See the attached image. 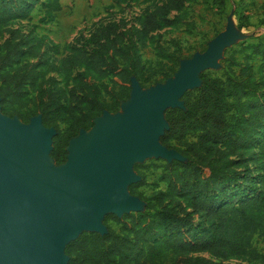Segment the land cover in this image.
<instances>
[{
  "label": "trees",
  "instance_id": "1",
  "mask_svg": "<svg viewBox=\"0 0 264 264\" xmlns=\"http://www.w3.org/2000/svg\"><path fill=\"white\" fill-rule=\"evenodd\" d=\"M187 1L167 0L147 11L138 27L108 23L57 64V45L10 25L26 20L36 5L53 21L61 0H0V36L9 35L0 51L2 112L24 123L40 115L42 125L56 131L50 158L56 166L65 163L69 141L80 130H89L104 111L115 114L129 99L131 79L143 89L177 71L180 52L158 46L156 66H147L138 46L144 47L145 35L169 24L168 14L182 10ZM239 20L240 26L246 22ZM252 48L242 61L227 55L219 77L201 72L200 86L181 98L184 108L164 111L168 129L159 142L183 157L160 165L164 191L143 195L139 188L146 170L158 166L135 164L141 180L128 192L145 203L144 209L121 217L106 214V234L84 231L65 246L67 264H222L234 259L264 264V250L253 244L255 237L264 241V76L251 63L252 56L264 58V46ZM81 67L97 80L108 78L109 84L88 83L86 71L77 74L68 95L55 81L39 82L48 72L70 75ZM42 84L50 87L42 89ZM29 92L38 100L33 109H5L25 108Z\"/></svg>",
  "mask_w": 264,
  "mask_h": 264
},
{
  "label": "water",
  "instance_id": "2",
  "mask_svg": "<svg viewBox=\"0 0 264 264\" xmlns=\"http://www.w3.org/2000/svg\"><path fill=\"white\" fill-rule=\"evenodd\" d=\"M227 36L181 62L173 78L147 95L131 79L130 97L120 103L124 114L95 118L69 141L59 166L49 156L56 131L40 115L25 124L0 113V264H67L65 246L84 231L106 234V214L144 209L128 192L141 179L133 162L150 155L183 160L159 142L168 129L164 111L184 108L183 94L200 86L199 74L215 65Z\"/></svg>",
  "mask_w": 264,
  "mask_h": 264
},
{
  "label": "rangeland",
  "instance_id": "3",
  "mask_svg": "<svg viewBox=\"0 0 264 264\" xmlns=\"http://www.w3.org/2000/svg\"><path fill=\"white\" fill-rule=\"evenodd\" d=\"M166 1L120 0V2L114 3L111 0H61L62 9L56 14L53 21H47L44 10L36 5L26 20H16L10 27L29 34L31 37H42L57 45L59 49L57 53L53 54V57L55 63L60 64L64 59L73 55L82 41L90 38L100 27L108 23H127L138 27L139 21L147 11L164 5ZM167 18L170 21L169 24L162 25L159 29L146 34L145 46L142 48L138 46L141 58L147 66H156L158 46L169 52H180V64L195 55L203 54L216 37L226 34L228 36L220 49L215 65L203 71L211 76L219 77L227 65L223 62L227 55L232 54L238 61H242L245 54L252 53V47L257 44L264 46V0H188L182 10L171 11ZM240 18L246 21L241 26ZM8 38V34L0 36V51L1 46ZM91 48L92 45L88 49ZM242 48L246 49L245 52L241 51ZM33 61V59H22V62ZM251 63L255 72L264 76L262 55L252 56ZM233 69L238 70L236 67ZM81 71H86L88 83L108 85L110 82L108 78L97 80L91 77V70L84 67L73 69L70 75L48 72L39 79V82L55 81L68 95L70 88L75 84L77 74ZM173 76L174 74L172 78ZM165 84L166 80L158 81L143 88L142 92L147 95L149 89ZM48 87H50L49 84H42L41 88ZM37 103L36 93L29 92L25 108L6 106L5 109L23 113L27 109H33ZM0 113L9 118L18 117L17 115H7L2 112L1 107ZM116 114L123 115V109L119 107ZM99 117L103 118V116ZM165 161L167 162V160L150 155L146 156L143 161L135 160L133 162L134 165L154 162L158 166L146 170L145 183L139 188L143 195L149 196L155 191H164L165 183L159 180V177L161 174L160 165ZM144 204L142 202L141 206L144 207ZM108 224L114 229L119 227L113 221H109ZM253 244L258 250H264V241L260 238L255 237ZM166 263L167 261H163L162 264ZM222 264L250 263L242 259H234Z\"/></svg>",
  "mask_w": 264,
  "mask_h": 264
}]
</instances>
